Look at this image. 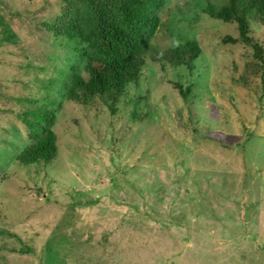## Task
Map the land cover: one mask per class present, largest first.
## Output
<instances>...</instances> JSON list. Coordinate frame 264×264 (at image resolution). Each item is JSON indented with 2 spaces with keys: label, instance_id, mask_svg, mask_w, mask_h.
<instances>
[{
  "label": "rangeland",
  "instance_id": "rangeland-1",
  "mask_svg": "<svg viewBox=\"0 0 264 264\" xmlns=\"http://www.w3.org/2000/svg\"><path fill=\"white\" fill-rule=\"evenodd\" d=\"M222 1L165 0L118 113L64 104L56 159L23 167L15 157L30 140L19 101L35 100L74 59L66 46L56 55L62 66L24 77L23 59L35 61L23 42L30 20L58 18L66 6L0 0V264H264V98L232 82L251 54L220 43L237 37L235 26L201 12ZM253 34L262 40L264 29ZM190 41L201 49L193 71L152 62ZM175 83L193 85L187 103ZM212 132L223 139H205ZM70 228L77 239L60 248L66 259L50 254Z\"/></svg>",
  "mask_w": 264,
  "mask_h": 264
},
{
  "label": "trees",
  "instance_id": "trees-1",
  "mask_svg": "<svg viewBox=\"0 0 264 264\" xmlns=\"http://www.w3.org/2000/svg\"><path fill=\"white\" fill-rule=\"evenodd\" d=\"M63 2L66 8L58 18L30 20L32 29L27 34L30 42L23 40L24 44L30 43L29 57L35 58V61L23 59L27 69L24 77H35L40 71L47 69L49 72L50 67L62 66L60 57L57 58L56 55L66 46L74 59L71 65L61 68L46 81L35 100L28 101V97H25L22 98V103L21 99L19 101L17 119L22 123L30 140L29 145L15 157L16 163L23 167L39 164L46 166L56 159L58 142L53 126L57 121L55 114L64 104H74L85 111L93 109L99 115L103 113V108L111 117L118 113L120 98L125 95L126 89L139 82L140 73L145 66L144 52L149 48L159 27L158 11L165 4V0ZM196 6L194 4L192 8ZM202 11L212 20L235 26L237 37L223 38L220 41L222 45H246L251 48L249 61L245 63L238 78L232 79V82L249 90L259 102L262 101L264 38L256 39L253 31L257 28L264 29V0H223L219 6L209 2ZM52 47L57 50L53 51ZM22 50L25 52V48ZM200 53L198 43L190 41L183 46L155 54L151 60L161 66L168 65L174 70L193 71L194 62ZM47 62L49 66L45 67ZM22 82L25 86L28 85L27 78ZM173 87L187 103L193 85L190 84L186 91L178 83ZM147 117L134 115L132 120L143 121ZM205 139L215 142L223 139V134L212 132ZM188 140L187 137L184 140L185 148L188 147ZM70 229L72 232L67 234L68 241L63 240V237H53V245L58 247L56 252L49 251L50 254L66 259L60 248L77 239L76 233ZM20 251L24 254L32 252L31 249L27 252Z\"/></svg>",
  "mask_w": 264,
  "mask_h": 264
}]
</instances>
